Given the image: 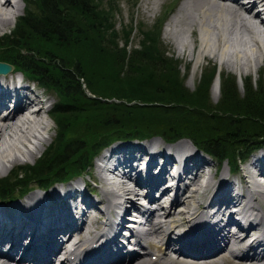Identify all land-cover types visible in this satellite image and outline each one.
<instances>
[{
  "label": "bare ground",
  "instance_id": "obj_1",
  "mask_svg": "<svg viewBox=\"0 0 264 264\" xmlns=\"http://www.w3.org/2000/svg\"><path fill=\"white\" fill-rule=\"evenodd\" d=\"M18 7V2L0 0V31L15 19L10 13ZM185 24L192 33L187 56L196 67L210 59L241 72L262 68L264 0H188L167 29L184 56L189 49L182 39ZM6 66L0 67V177L29 159L36 161L49 130L44 107L30 111L43 104L42 93ZM131 147L137 154L114 150L108 168L95 167L100 183L95 195L78 188L87 183L81 178L48 192L34 187L31 194L0 202V264H264V190H238L239 183L227 179L229 170L219 178L215 165L192 152L184 160L182 154L168 155L167 147L153 153L151 144ZM151 199L155 205L142 202ZM133 211L144 217H130ZM152 247L162 254L150 260ZM226 253L233 257L224 258Z\"/></svg>",
  "mask_w": 264,
  "mask_h": 264
},
{
  "label": "trees",
  "instance_id": "obj_2",
  "mask_svg": "<svg viewBox=\"0 0 264 264\" xmlns=\"http://www.w3.org/2000/svg\"><path fill=\"white\" fill-rule=\"evenodd\" d=\"M23 1L26 14L19 20L13 34L0 37V60L71 102H67V108L63 105L54 108L59 134L53 148L36 165L21 167L12 176L0 179L1 200L18 196L32 184L48 187L85 174L97 155L114 140H141L159 133L172 139L189 135L203 152L220 163L227 161L232 170L238 169L239 163L264 145V86L259 85L254 91L248 86L246 96L239 100L233 91L235 81L230 80L229 85L224 83L226 98L220 108L227 112L236 108L242 110L244 120L233 114L223 119L214 115V110L211 113H190L181 106L188 101L187 96L175 91L177 88L184 91L183 85L177 84L180 83V74L174 72L168 63L170 59H165L164 55H153L152 50L145 47L142 55L140 53L143 59L128 64L133 67V77L124 83L117 79L116 66L124 68L126 49L116 48L114 66L109 57L96 51L88 56L79 48L82 39L86 41L91 37L90 42L91 39H99L101 43L108 36L113 40L117 37L116 32L105 34L101 23L93 22L95 11L90 0ZM77 15H82L80 19L85 22L84 29ZM107 19L113 27L114 18ZM102 21L101 18L98 20ZM130 34V30L125 31L126 38ZM150 40L152 48L160 52L155 46L156 41ZM83 57L90 66L98 65L106 73L96 80L88 79L90 76L83 70ZM84 79L94 97H88L83 89L80 82ZM109 94L125 96L128 102L123 100V104H119L117 97L112 100L117 102L110 103ZM68 113L77 119L66 120L64 117ZM224 121L225 125L213 123ZM249 124L254 125V131L245 128ZM112 130L114 133L110 139L108 132ZM76 133L82 136L81 139L71 143L64 141L70 134L72 138L77 137ZM238 140L242 145L240 148Z\"/></svg>",
  "mask_w": 264,
  "mask_h": 264
},
{
  "label": "rangeland",
  "instance_id": "obj_3",
  "mask_svg": "<svg viewBox=\"0 0 264 264\" xmlns=\"http://www.w3.org/2000/svg\"><path fill=\"white\" fill-rule=\"evenodd\" d=\"M18 8L17 15L15 16V19L11 22V24L5 29L0 31V37L4 35L5 37L7 35H10V31H12L11 34H13V25H18L19 20L24 17L26 14V5L23 0H18ZM93 7L95 14L93 17V22L99 24L101 23L102 29L104 30L105 34L116 32L117 37L111 39L112 37L108 36L105 38V41H102L99 43V39H91L92 42H90V38L88 40L84 41L83 39L80 41L81 44L79 45V48H82L84 53L88 56H91L93 51H96L99 53V55L107 56L109 57L114 66H116L114 55H117L114 51H116V48L119 50L126 49L124 53H127V60L124 61L125 63L124 68L117 67L116 70V76L118 80L121 82H127L129 79H132L133 77V67L128 66L129 63L134 61L142 60L141 58L142 52L144 51V48H148L152 50L153 55H164L165 59H170L168 61L169 65L173 67L174 72L178 71L180 74V83L177 82L178 86H182L184 91H180L179 88H177L176 93L181 94V96H187L186 98L188 101L185 103H182L181 106L185 108V110L192 112H199V113H205V111L212 112V110L215 111L213 113L217 117H228L229 114L236 115L241 120H244L245 117L243 116L242 110H238L237 108L234 110H231V112H227L220 108L221 103L226 98V92L224 91V83L228 84L230 80L235 81L233 86V91L236 95H238L239 100H243L244 97L247 94L246 88L250 86L251 90H255L256 87H260L259 85L264 86V63H262V68L260 66H250L247 67L244 72H241L240 70L236 71L233 69H229L221 64V61H213L210 59H204L203 61L198 64V67L195 66V63H192V58L187 56L189 53H191L192 50V33L188 30V25L185 24V38H182L183 41L186 39L189 43V49H187L186 56L184 54H181L179 51V46L177 42V39L171 35V33L168 32L167 29H170L174 25L175 17H178L181 12V8L188 0H90ZM150 1V3H149ZM78 16V22L81 24V27L84 29L85 22L80 19V16ZM14 17V16H11ZM114 18V25L111 27L108 23L107 18ZM102 19V22H98L99 19ZM13 19V18H12ZM86 21V20H85ZM173 22V23H172ZM108 23V24H106ZM172 24V26H171ZM91 26V25H90ZM109 28V29H107ZM131 31V36L126 38L125 37V31ZM3 36V37H4ZM245 38L247 35H243ZM154 39L156 41L155 46L158 47L159 51H156L152 48L153 42L150 39ZM110 39L112 40V43L110 42ZM181 40V39H180ZM118 51V50H117ZM120 51H118L119 53ZM107 53H112V55H107ZM141 53V55H140ZM1 61V60H0ZM83 70L86 71V73L90 76L87 77L88 79L96 80L98 76H100L103 73H106L105 70H102L100 67L92 65L90 66L88 63V60H86L83 57ZM0 62V67L2 69H7L6 65L7 63ZM5 64V65H4ZM95 64V62H94ZM11 65V64H9ZM168 67L170 68V66ZM12 66V65H11ZM92 67V68H91ZM11 68V67H10ZM0 69V70H2ZM12 69V68H11ZM12 71V70H11ZM220 80V83H219ZM30 81V80H29ZM31 82V81H30ZM36 81L33 80V84L29 83L31 85L32 89H36L38 92L42 93V98L45 100H48L45 109H46V122L49 125V130L47 135L45 134L46 144L43 142L42 145H45L44 148L47 149L49 147L53 148L54 144L56 143V139L58 137V125L56 124L57 117H54V108L59 105H63L65 108H67L66 105H68L67 102H71L69 100H65L63 97H61L55 90L48 88H39L35 86ZM83 85V89L87 93L88 97H94L93 94L88 90L86 86V79L82 80L80 82ZM131 83V82H130ZM206 83V86H205ZM216 83H219L218 88L216 89L215 85ZM156 84V83H155ZM154 84V85H155ZM229 85V84H228ZM181 88V87H180ZM205 88V90H204ZM236 90V91H235ZM102 94V92H100ZM110 95V94H109ZM110 98V103L117 102L112 101L114 98H117L116 95H110L108 96ZM254 97V96H253ZM120 102L119 104H123L122 101L125 100V102H128L126 100V97H118ZM185 98V99H186ZM140 99H143V96L140 97ZM182 99V98H181ZM208 101V102H207ZM210 106L205 104L209 103ZM73 105V104H72ZM196 105V106H194ZM205 105V106H204ZM209 109H206V108ZM198 107V109H194ZM70 108V106H69ZM73 111L75 112V109L73 108ZM219 113V114H217ZM211 116H208L210 118ZM66 120L70 119V121H74V116H69V113L64 117ZM212 121H210L211 123ZM216 124H223L222 122H213ZM225 125V124H223ZM246 129H250L251 131H254V125H247L245 126ZM74 129V128H72ZM168 131L167 128H163ZM80 130V128H78ZM109 135L111 133H114V131H109ZM77 137L75 136L72 138V135L70 134L69 138L65 137L64 141L67 143L75 142L78 139H81L82 136H78L79 133H76ZM110 135V139L111 136ZM66 136V134H65ZM71 137V138H70ZM195 137V136H194ZM197 140L200 141V138L195 137ZM142 140V139H141ZM261 139H258L259 141ZM159 141L161 144L160 146H155L154 142ZM187 141H191L193 145V150L196 151V155H200L203 157L206 162L215 165L216 168H218L217 175H219V178L221 175L226 174L228 170L230 173L227 175V179L229 181H233L235 183H239L237 189L241 190L242 188H250L251 189H259V185H256L255 179H260L261 176H264V145L261 147L260 150H257L254 155H251L250 158L246 159V163L244 161L242 163L238 164L239 172H231L230 164L225 161L223 163H220L211 158L210 156L204 155L200 152V148L198 147V143H195V140L192 138V136L184 135L182 137H179L177 139H172L171 137L165 136L164 134H153L152 136H147L144 138V141H138V139H121V140H114L112 141V145L108 147L106 150H103L97 155V158L93 161L91 169L89 170V173L91 172L90 176L84 175L82 178L87 181V183L90 185V189L97 188L100 186V183L98 182V179H96L95 176H93V172L95 167H99L102 165L103 167H107L108 164V158L109 162L112 160L111 153L118 149L119 151L125 150L123 155H131L127 154V152L136 153L137 151L133 150L131 146L133 145H141V146H148L152 145L154 147L150 150L151 153L153 151H158L162 147H167L168 155L172 152L173 143H175V146L182 145L183 148H185V145H187ZM209 141V140H208ZM172 142V143H170ZM239 147H242L240 140H238ZM264 144V143H262ZM181 148V150H183ZM40 149L43 150L42 147ZM200 149V150H199ZM202 151V150H201ZM186 152H190L189 150ZM198 153V154H197ZM206 153V152H205ZM207 154V153H206ZM167 155V153H166ZM250 155V154H249ZM122 157V156H121ZM39 157L36 156V160ZM120 158V157H119ZM224 161V160H222ZM35 160L29 159L26 164H33ZM17 166V165H16ZM16 166H14L12 169H14ZM96 171V170H95ZM105 172V171H104ZM103 172V173H104ZM231 174V176H230ZM89 175V174H88ZM260 175V176H259ZM5 176V175H4ZM251 177L254 180L255 185H253ZM79 177H73L69 178L70 180H76ZM81 178V177H80ZM68 179V180H69ZM115 179V178H114ZM76 181H79L76 180ZM59 183V182H57ZM57 183L51 184L49 188H51L52 185H55ZM255 186V187H254ZM59 187V186H58ZM57 188V187H56ZM55 189V188H54ZM192 190V187H191ZM95 199H97L95 197ZM165 201V200H164ZM178 232V231H177ZM174 236V235H173ZM153 248V247H152ZM150 248L151 254L153 255V259H156V257H160L162 254V251L160 248ZM172 256H175L172 254ZM229 254L224 255L225 258L229 257ZM223 257V256H222ZM176 258V256H175ZM149 259H152V256L149 257ZM223 261V260H220ZM238 261V260H237ZM139 264V262H138ZM247 264V263H245Z\"/></svg>",
  "mask_w": 264,
  "mask_h": 264
},
{
  "label": "flooded vegetation",
  "instance_id": "obj_4",
  "mask_svg": "<svg viewBox=\"0 0 264 264\" xmlns=\"http://www.w3.org/2000/svg\"><path fill=\"white\" fill-rule=\"evenodd\" d=\"M32 186H33V187H41V185H39V184H37V183H36V184H32Z\"/></svg>",
  "mask_w": 264,
  "mask_h": 264
}]
</instances>
